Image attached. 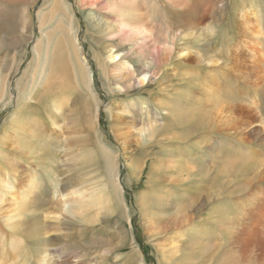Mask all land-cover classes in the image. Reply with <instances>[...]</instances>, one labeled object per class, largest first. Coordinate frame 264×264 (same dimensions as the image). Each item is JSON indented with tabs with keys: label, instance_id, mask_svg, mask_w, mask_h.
<instances>
[{
	"label": "rangeland",
	"instance_id": "374dc122",
	"mask_svg": "<svg viewBox=\"0 0 264 264\" xmlns=\"http://www.w3.org/2000/svg\"><path fill=\"white\" fill-rule=\"evenodd\" d=\"M64 1L77 22L74 39L79 56L87 63L91 90L98 97L93 112L96 130L91 128L88 90L77 87L56 49L55 39L61 30L60 19L50 15L53 4L50 0H0V76L8 80L0 101V178L8 177L13 185V191L0 188V264H264L262 230H241L251 220L242 212L249 210L250 201L264 195V0H219L224 10L215 21L207 17L192 27V37L178 40V47H187L190 53L188 65H195V78L218 82L226 94L220 104L232 111L230 122L220 121L218 125V120L213 121L210 135L215 137L216 156L211 166L201 165L204 170L191 180L184 172V179L177 178V171L167 164L169 159L179 157L183 161L187 157L188 152L180 150L183 144L167 140L158 147L153 138L139 137L137 132L141 115L159 111L149 101L157 85H134L125 93L112 81L110 90L92 53L102 50L108 37L94 29H89L86 37L85 10L76 0ZM245 19L253 38L237 31V23ZM209 24L214 33L206 37ZM236 42L241 46L236 53L240 52L244 62L238 69L230 63L225 68L227 61L221 58L232 56ZM207 48L219 50L218 62L215 57L203 56ZM249 53L255 56L251 58ZM200 55L202 61L197 60ZM249 63L258 72L255 79L249 73ZM180 65L174 57L162 68L167 72L162 74L161 85L187 83L185 77L172 75ZM209 74L214 75L213 80ZM191 76L190 81L194 79ZM141 105L151 108L145 110ZM247 120L251 124L245 131L237 127ZM102 142L115 157V182L124 200L120 205L114 197L110 202L100 198L102 188L106 185L110 192L111 186ZM189 152L194 154L192 147ZM76 189L84 190L86 198L82 216L64 214L58 215V221L52 219V208L59 202L74 204ZM25 196L32 206L21 218L28 221L26 236L18 233L15 224L16 229L6 226L1 218L12 206V197L19 200ZM169 197L181 200L187 220L179 222L182 213L178 215L177 208L166 203ZM226 206L231 209H223ZM227 216L232 218V226L220 227ZM262 218L264 215H254V222L264 223ZM13 240L16 251L10 245V241L16 243ZM42 241L53 254L39 261L35 255ZM134 256H140L141 261Z\"/></svg>",
	"mask_w": 264,
	"mask_h": 264
},
{
	"label": "bare ground",
	"instance_id": "6f19581e",
	"mask_svg": "<svg viewBox=\"0 0 264 264\" xmlns=\"http://www.w3.org/2000/svg\"><path fill=\"white\" fill-rule=\"evenodd\" d=\"M50 2L51 4H53L50 15H54L58 17V19H60L58 29L61 30V33L59 37L55 39L57 45L56 49L60 50L63 56V60L65 61L64 66H67L71 70L73 76L72 78L77 84V87H79L80 89L83 88L82 90H88L86 92L89 96V99L91 100L92 110L91 128L96 130V115L93 112L96 110L98 97H96L91 90V78L89 77L88 70L86 68L87 63L79 56V46L74 39L77 22H75L72 16L70 6L66 4L64 0H50ZM76 3H78V5L83 8V10H85L84 21L87 24L85 36L87 37V31H89V29H94V31L96 30L98 34L108 37L106 46L103 47V49L99 52L92 51L91 47L93 58L97 60V64L101 70L100 72L107 82V87L112 90L110 88V83H112L113 81L116 82L117 90H123V92L126 93L134 85L138 87L152 83H155L157 85V92L153 93V96L149 98V101L151 103V107L154 106L155 109H158L159 111L157 112L156 110H153V112H150V114L146 112L145 115H141L140 124L137 131L139 137L144 135L153 138L154 140H152L156 142H154L153 144H156L158 147L167 140L176 141L178 142V144L179 142L183 144V146L181 145L182 147L180 148V150L182 151V149H185V152H188L187 157H183V161L179 157L169 159L167 161L169 167L177 171V178L182 179L184 176L182 177L181 173L184 172L183 175L186 176L185 178L191 180L195 174H198L201 172V170H204L202 169L203 166H206L208 164L209 166H211V164L213 163V157L216 156L213 149V142L215 141V137L210 135L213 131L211 129L213 126V121L215 119L218 120V123L216 122L218 125L220 124V121L223 123L229 121V116L232 112L230 111L231 107L228 106V109H225V106H222L220 104V102H225L223 99L225 98L223 97L225 93L222 91L221 86L218 82H212L204 79L203 77L195 78V65H188L189 60L187 55L190 53H188L187 47H178V40L183 39L184 37V39H188L189 36L192 37V27L199 22H203L204 20H206L207 17H211L215 21L217 15L224 10V7L218 5L219 0H76ZM40 22L42 24L41 26H43L44 23L42 22V20ZM207 27L208 30L205 36H212V34L214 33L213 25L209 24L207 25ZM236 27L238 28L237 31L238 33L240 32L241 36L245 35L249 36L250 38L254 37L253 31L250 29V25L248 24V21L246 19L244 20V22H238ZM2 44L3 43L0 37V47L2 46ZM235 46V49L231 53L232 56L228 57L226 55L222 56L223 59L221 58L222 61H227L226 64H224L225 68L227 67V64L230 63L231 65L233 64L234 67L236 66V68L238 69L240 68V64L244 62L243 58L241 57L242 55H240V52L236 53L238 47L241 46L237 42L235 43ZM34 49L36 55L38 56V51H36L37 48L34 47ZM202 54L205 58H208L209 55L215 57V59H213L215 62H218V60L220 59L217 57L221 56L219 50H216L214 48H207V50H204ZM249 54V57L251 58L255 56L252 53ZM115 57H117L119 61L116 62ZM174 57H177L178 61L182 65H180L178 67L180 69L176 73H172V75L182 77L181 79L185 77L187 79V83L177 82L176 84L171 85H161V83L163 82L162 74L167 72L166 69L162 68H165L164 66L168 65V63ZM204 57L200 55L197 60L202 61V58ZM208 61L211 62L210 59ZM248 66L250 70L249 73L254 77L253 79H255L257 72L255 70V65L253 63H249ZM171 70L173 69L171 68ZM208 71H211V69H208ZM191 75L194 76V79L192 81L189 80L192 77ZM239 75H242V73L240 72ZM165 77L169 78V76ZM208 78L212 79L214 78V75L211 74L210 76H208ZM201 79L202 81L200 82ZM20 81L21 79L19 78V84ZM7 82L8 80L5 78V76L1 75L0 101L3 100L6 93ZM193 85L196 87L192 88ZM255 86L256 90H259L257 87L259 86V84H256ZM261 88L264 89L263 87ZM158 94H160L161 97H159ZM250 103L254 104V102L252 101H250ZM215 105H220L221 107L217 108ZM141 108L150 110L149 106L141 105ZM160 118L162 119L161 123L159 122ZM165 118H169L170 120L167 121L165 120ZM250 124L251 122L247 120L237 125V127H240V129H244L245 131L247 126ZM116 136H119V134H117ZM104 144L105 143L102 142V146L105 148L104 151H106L105 166L110 173L111 186L110 192L106 189V185L104 188H102L103 193L101 194L100 198H104L107 202H110L111 200L113 201L114 197L116 205H118L119 203L123 204V193L118 188L115 182V176L118 171L115 157L111 156L108 152L110 150V147ZM190 147H192V149L194 150V154L193 152H189ZM177 155L180 156V154ZM196 158H199L201 162L197 163V160H195ZM208 159L210 160L208 161ZM161 160L160 162H163ZM126 165L128 167L133 166V164L127 162ZM201 165L203 166L201 167ZM134 168H137V164L136 166H134ZM210 183L208 184L211 185L212 183ZM0 188L4 192H7L9 190L13 191L11 180H9L8 177L0 178ZM211 191H209L210 194ZM73 194L74 197L72 198L73 200H75V202H73L74 204H71L69 206L68 202H59L57 206H54L52 208L51 212L54 213V216L51 217L52 219L58 221V215L63 216L64 214L72 215L76 213L75 215L78 214V216H82L84 209L83 202L86 204V198H84L83 196L84 190L76 189ZM176 194L177 193H175V195ZM28 200L29 197L27 196L19 200H16V198L12 197V206L7 209L6 213L4 212L1 214V218H3L6 226L12 225L14 229H16L13 225L15 224L18 233L25 236L29 235L27 226L28 221L27 219L21 220V218H23L27 214V212H30L29 209L30 207H32L30 206ZM2 201L3 197L0 192V204L2 203ZM180 201L175 197L173 199L171 197L166 199V203H169L177 208L178 215L179 213H182L179 219V222L182 223V221H185L188 218L186 214L183 213L186 210V207L180 206L182 205L180 204ZM195 201L197 202V200ZM157 202H160L162 204L163 201L161 202L159 199V201ZM76 204L77 210H74L73 207ZM249 204H251L249 210H244L242 212V215L248 216V219L250 220L251 218V220L250 223L247 221L248 224L243 225L241 230L254 232L258 229H261L262 231L260 233H262L264 239V223H262V221H260V223H258V221L257 223L256 221L254 222V220L256 219V217L254 219V215L260 217L264 215V195L256 200L250 201ZM123 207L126 209L125 212L127 214V208L125 207V205ZM227 207L228 206L223 209H227ZM227 213L229 212L227 211ZM262 219L264 221V218ZM42 222L44 224V221ZM220 222H222L220 227H228L232 226L231 224H233L232 218L230 219L228 218V216L222 218V221ZM43 224H41L40 226L42 227ZM150 228L151 227L147 226L148 231H150ZM155 229L156 228H154V230ZM227 242H229V240ZM10 245L12 248H14V250L17 248V242L15 244H12V242L10 241ZM41 245L42 246H40L39 248L40 251L36 252L35 255L37 260H45L46 257L51 258L53 254L52 249L47 247L44 241L41 242ZM134 257H136L137 262L141 261L140 256Z\"/></svg>",
	"mask_w": 264,
	"mask_h": 264
}]
</instances>
